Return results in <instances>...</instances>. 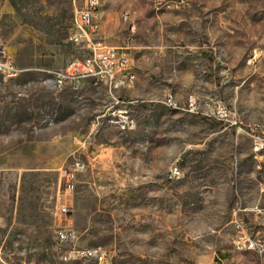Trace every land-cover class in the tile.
I'll use <instances>...</instances> for the list:
<instances>
[{"label": "rangeland", "instance_id": "1", "mask_svg": "<svg viewBox=\"0 0 264 264\" xmlns=\"http://www.w3.org/2000/svg\"><path fill=\"white\" fill-rule=\"evenodd\" d=\"M103 4V38L137 75L120 103L92 81L48 82L85 52L72 0H0V39L23 69L0 77V264H95L65 261L74 247L111 264H264L235 248L241 230L264 238V0ZM63 203L74 237L61 245Z\"/></svg>", "mask_w": 264, "mask_h": 264}, {"label": "built area", "instance_id": "2", "mask_svg": "<svg viewBox=\"0 0 264 264\" xmlns=\"http://www.w3.org/2000/svg\"><path fill=\"white\" fill-rule=\"evenodd\" d=\"M108 1V0H107ZM172 3L186 4L192 0H169ZM103 6L99 0H72L74 12L75 32L71 39L77 43H83L85 52L82 56L74 57L62 69L51 71L53 74L49 79V84L57 89L70 88L79 90L86 81L95 84H102L106 87L109 96L120 103L117 94L121 88L126 86V78H134L137 75L131 66L129 52L126 47L115 46L107 43L103 38ZM257 53L251 60H257ZM23 69L10 58L7 48L0 39V77L16 78L21 75ZM164 103L173 107L177 105L172 97H167ZM191 111L196 109L195 101L190 100ZM213 115L221 121H231L230 111L223 105H219ZM120 122L130 126L127 116H121ZM134 127V125H132ZM261 147L264 148V138H261ZM182 173L180 167L173 166L170 169V177H179ZM72 214L71 206L63 203L56 207L55 215L58 217L59 225L55 230L57 241L63 245L69 243L74 237V229L69 223V216ZM235 248L237 251H253L256 254H264V238L252 237L241 230L240 237L236 240ZM65 261L86 259L95 264H111L108 253L102 247H74L63 255Z\"/></svg>", "mask_w": 264, "mask_h": 264}, {"label": "bare ground", "instance_id": "3", "mask_svg": "<svg viewBox=\"0 0 264 264\" xmlns=\"http://www.w3.org/2000/svg\"><path fill=\"white\" fill-rule=\"evenodd\" d=\"M105 0H99L100 4H103ZM134 83V78H126V84L131 85Z\"/></svg>", "mask_w": 264, "mask_h": 264}, {"label": "crops", "instance_id": "4", "mask_svg": "<svg viewBox=\"0 0 264 264\" xmlns=\"http://www.w3.org/2000/svg\"><path fill=\"white\" fill-rule=\"evenodd\" d=\"M131 85H132V84H131ZM126 86H130V85L126 84Z\"/></svg>", "mask_w": 264, "mask_h": 264}]
</instances>
